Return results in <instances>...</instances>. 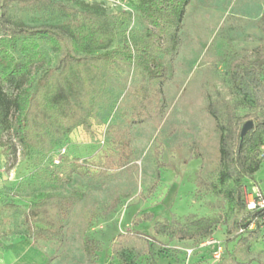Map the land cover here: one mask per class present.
I'll list each match as a JSON object with an SVG mask.
<instances>
[{
  "label": "rangeland",
  "instance_id": "374dc122",
  "mask_svg": "<svg viewBox=\"0 0 264 264\" xmlns=\"http://www.w3.org/2000/svg\"><path fill=\"white\" fill-rule=\"evenodd\" d=\"M133 1L49 0L46 6L31 10L15 6L12 13L24 27L55 26L70 31L80 19L74 18L70 11L109 21L129 12L132 19L128 31L141 32L144 26ZM263 12L264 0H192L179 33L172 75L163 90L162 125L159 129L149 124L131 129L136 167L112 168L102 174L107 159L117 154L112 126L120 122L117 103L123 97L119 85L121 76L127 75L125 72L107 71L101 78L91 75L95 87L101 86L98 100L93 101L97 114L93 118L89 112L87 117L92 130L61 121V114L67 111L63 106L42 124L44 129L36 134L34 147L29 151L22 147L15 132L2 136L0 208L8 230L3 240L5 250H0V264H89L85 249L88 239L100 244L96 264H123L112 258L111 245L127 232L141 233L155 241L150 256L130 253V258L136 256L134 264H264V219L255 221L248 229H258L257 236L247 246L241 245L240 238L248 235L242 225L251 218L247 210H239L233 183L218 195L200 186V181L216 183L221 170L222 131L206 107L211 99L229 102L236 99L230 67L236 59L252 57L263 44L264 36L257 25ZM123 44L124 41L114 43L110 51ZM40 51L44 59L33 65L25 85L32 92L40 76L56 67L59 57L45 42H40ZM67 87L81 98L83 86L79 77L73 76ZM4 89L13 94L9 86ZM246 113L241 111L240 115ZM102 129L106 131L100 134ZM101 137L105 140L103 145L99 142ZM192 140L200 158L190 154ZM62 144L67 147L70 165L57 171L48 169L46 157ZM162 163L166 166L160 167ZM246 191L264 194V160L254 180L246 181ZM46 197H74L78 203L64 229V242L36 248L30 238L27 216ZM116 199L118 206L108 212ZM147 215L149 219H145ZM218 216L224 222L211 237L223 247L218 258L213 247L203 245L207 240L201 244L178 242L169 236H157L154 231L157 224L165 222L185 224L191 219ZM189 249H193L191 256Z\"/></svg>",
  "mask_w": 264,
  "mask_h": 264
},
{
  "label": "trees",
  "instance_id": "16d2710c",
  "mask_svg": "<svg viewBox=\"0 0 264 264\" xmlns=\"http://www.w3.org/2000/svg\"><path fill=\"white\" fill-rule=\"evenodd\" d=\"M48 3L49 0H0V138L13 131L22 147L31 150L36 134L44 129L42 124L58 114L57 110L63 106L67 111L61 114V121L67 120L72 127L82 126L88 131L92 130L87 117L89 112L93 118L97 114V107L93 103L98 100L101 86L95 87L91 75L101 78L107 71L116 70L120 74L127 73L125 77L121 76L119 85L123 95L117 103L120 122L112 126V140L117 154L107 159L102 174H107L112 168L129 170L136 167L131 129L144 124L159 129L162 125L165 112L163 90L172 75L179 33L192 0H134L133 5L144 26L141 32L128 31L132 19L129 12L122 13L115 21H109L92 14L70 11L74 18H80L76 28L70 31L55 26L24 27L13 18L15 6L31 10ZM257 25L264 36V12ZM118 41H124V44L110 51ZM40 42L47 43L59 57L56 67L40 76L37 88L32 92L25 85L33 65L44 59ZM73 76L82 81L83 94L80 99L67 87ZM230 80L237 92L236 99L233 102L222 98L211 99L206 107L208 114L219 122L222 131L219 140L221 170L216 183L200 181V186L218 195L229 183H233L237 206L240 211H245L246 181L254 180L264 160V41L255 49L252 57L244 56L233 61ZM5 85L12 89V95L5 91ZM83 103L86 110H83ZM241 111L247 113L242 116ZM249 121L254 123V128L242 139V128ZM105 131L102 129L100 134ZM102 137L99 141L101 145L105 143ZM63 147L66 146L55 147L46 157L48 169L57 171L70 165L68 151L62 157L61 165L54 164ZM189 148L192 157H201L194 140L189 143ZM157 152L159 159L160 152ZM3 156L4 153L0 151V160ZM3 163L0 161V168L4 166ZM81 166L87 167L84 164ZM161 166L166 165L162 163ZM58 176L60 181H65L63 175ZM154 189L155 185L151 190ZM77 203L74 197H46L39 200L27 216L33 246L40 248L41 244L63 243L64 229ZM118 204L119 200L116 199L108 212L114 211ZM248 215L251 221L242 225L243 232L248 231L255 221L264 219L263 210L248 211ZM145 219H149V215ZM223 222L221 216L202 217L188 220L185 224L175 221L157 224L154 231L157 236H169L174 241L201 244L210 239ZM7 230V222L0 208V250H5L3 240ZM257 234L258 229L248 231V235L241 237L239 243L247 246ZM154 247L152 238L127 232L113 241L112 258H117L123 264H134L136 256H150ZM85 249L88 263L96 264L100 244L88 239ZM130 253L136 256L130 258Z\"/></svg>",
  "mask_w": 264,
  "mask_h": 264
},
{
  "label": "built area",
  "instance_id": "2783aa9c",
  "mask_svg": "<svg viewBox=\"0 0 264 264\" xmlns=\"http://www.w3.org/2000/svg\"><path fill=\"white\" fill-rule=\"evenodd\" d=\"M67 153L66 147H63L60 152L59 156L55 159L54 164L56 166H59L62 164V157ZM2 174V169H0V175ZM245 199H246V204H247V210L250 212H254L257 210H263L264 211V195L260 193L259 191H246L245 192ZM204 246H211L216 248V257L218 258L222 251L223 247L221 245L220 241H217L215 238H210L207 240L206 243L203 244ZM188 255L191 256L193 254V249H189Z\"/></svg>",
  "mask_w": 264,
  "mask_h": 264
},
{
  "label": "water",
  "instance_id": "95a60500",
  "mask_svg": "<svg viewBox=\"0 0 264 264\" xmlns=\"http://www.w3.org/2000/svg\"><path fill=\"white\" fill-rule=\"evenodd\" d=\"M253 128L254 123L252 121L247 122L242 128L241 138L243 139Z\"/></svg>",
  "mask_w": 264,
  "mask_h": 264
},
{
  "label": "crops",
  "instance_id": "0c3cea01",
  "mask_svg": "<svg viewBox=\"0 0 264 264\" xmlns=\"http://www.w3.org/2000/svg\"><path fill=\"white\" fill-rule=\"evenodd\" d=\"M259 188V187H258ZM260 189V188H259ZM261 190V189H260ZM264 195V194H263Z\"/></svg>",
  "mask_w": 264,
  "mask_h": 264
}]
</instances>
